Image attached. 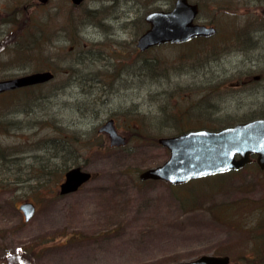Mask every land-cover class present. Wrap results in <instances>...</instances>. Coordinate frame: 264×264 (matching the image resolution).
Masks as SVG:
<instances>
[{
  "label": "rangeland",
  "instance_id": "obj_1",
  "mask_svg": "<svg viewBox=\"0 0 264 264\" xmlns=\"http://www.w3.org/2000/svg\"><path fill=\"white\" fill-rule=\"evenodd\" d=\"M189 1L214 35L137 52L144 14L174 0H0V78L55 73L0 94V264L264 263V184L139 179L169 155L159 137L264 117V23L219 7L229 0ZM110 117L125 144L101 138ZM74 164L93 176L59 194Z\"/></svg>",
  "mask_w": 264,
  "mask_h": 264
},
{
  "label": "water",
  "instance_id": "obj_2",
  "mask_svg": "<svg viewBox=\"0 0 264 264\" xmlns=\"http://www.w3.org/2000/svg\"><path fill=\"white\" fill-rule=\"evenodd\" d=\"M45 3L48 0H38ZM83 0H71L79 4ZM197 3L174 0L170 9H154L144 15L147 28L138 36L136 46L143 51L165 43H180L197 36L215 34L213 25L196 23ZM50 70L30 72L21 76L0 79V92L50 81ZM109 137L110 145L125 144L123 135L117 132L113 120L108 119L99 127ZM158 143L168 149L169 155L161 164L139 173L141 180H163L180 184L191 179L238 170L249 161V155L257 154V162L264 166V118L236 123L218 130L192 129L174 136L158 138ZM238 154L239 158L234 156ZM91 178V173L80 166H72L64 172L59 183V194L76 191ZM28 220L34 213V204L22 202L18 207ZM175 264H229V256L203 254Z\"/></svg>",
  "mask_w": 264,
  "mask_h": 264
},
{
  "label": "trees",
  "instance_id": "obj_3",
  "mask_svg": "<svg viewBox=\"0 0 264 264\" xmlns=\"http://www.w3.org/2000/svg\"><path fill=\"white\" fill-rule=\"evenodd\" d=\"M217 4L219 6V2H217ZM198 5L201 6L200 4H198ZM232 5H236L238 7V9H236L235 7H232ZM219 7L228 13L229 12L230 13H238L237 10L241 11L242 13L244 12V14H246L248 16V23L249 24L255 25L258 23V24L263 25L262 23H264V0H229L228 4H225V5L221 4ZM255 27H257V26L255 25ZM262 28L264 30V25L262 26ZM17 50H21V49L18 48ZM147 63H150V64L154 63L155 64V62L152 60L148 61ZM27 88L28 87L24 88V90ZM68 145H70V144L68 143V140H67L66 144L64 145L66 150L68 149ZM64 151L65 150H61V152H64ZM52 154H53V152H52ZM52 156L55 157V154H53ZM68 168L69 167H66L65 170H67ZM22 258L24 261H26V259L23 256H22ZM262 258H263V255H262ZM257 260H258L259 264H263L262 259L260 261V258L259 259L257 258Z\"/></svg>",
  "mask_w": 264,
  "mask_h": 264
},
{
  "label": "flooded vegetation",
  "instance_id": "obj_4",
  "mask_svg": "<svg viewBox=\"0 0 264 264\" xmlns=\"http://www.w3.org/2000/svg\"><path fill=\"white\" fill-rule=\"evenodd\" d=\"M49 1V0H48ZM47 1V2H48ZM47 2H45V3H47ZM71 2V1H70ZM39 3H41V2H39ZM45 3H41V4H45ZM82 3V2H81ZM81 3H79V4H73L74 6H79V5H81ZM199 38H202V37H199ZM135 46H136V43H135ZM135 50L137 51V52H141L138 48H137V46L135 47ZM148 50H150V49H147V50H145V51H148ZM145 51H143V52H145ZM24 74H27L26 72L25 73H22V74H20V75H14V76H8V77H3V78H0V79H6V78H13V77H17V76H21V75H24ZM38 85H40V84H37L36 86H38ZM23 88H25V87H19V88H15V89H12V90H7V91H4V92H2V93H0V94H3V93H8L9 91L11 92V91H14V90H20V89H23ZM110 118H112V117H110ZM108 119V118H107ZM251 119H253V118H251ZM251 119H248V120H251ZM112 120H113V124H114V126H115V118L113 117L112 118ZM248 120H245V121H248ZM244 122V121H243ZM116 129V128H115ZM117 130V129H116ZM124 136V138H126V136L125 135H123ZM101 138H109L108 137V135L107 134H103V135H101ZM141 138H148V137H146V136H142ZM150 138V137H149ZM234 158L235 159H238L239 158V155L238 154H236L235 156H234ZM253 171H255L258 175H259V178L257 179V178H255L254 177V175H253ZM244 173V172H246V175H247V177H249V178H253L255 181H259V183H260V186L261 185H263L264 184V166L263 167H261L260 165H259V163L257 162V154L256 153H252V154H250L249 155V161L242 167V168H240V169H238V170H231V171H228L227 173H230L232 176H233V178H235V177H238V175H239V173ZM92 176L93 175H91V178H92ZM90 178V179H91ZM146 180H151V179H146ZM34 205H35V203H34ZM35 210H36V206H35ZM34 213H35V211H34ZM253 232H255V231H253ZM264 234V233H263ZM259 237H264V235L263 236H259ZM259 252L260 253H263V256H264V251H262V250H259ZM230 263V262H229ZM264 264V263H263Z\"/></svg>",
  "mask_w": 264,
  "mask_h": 264
}]
</instances>
